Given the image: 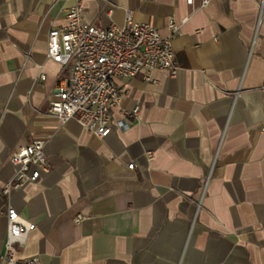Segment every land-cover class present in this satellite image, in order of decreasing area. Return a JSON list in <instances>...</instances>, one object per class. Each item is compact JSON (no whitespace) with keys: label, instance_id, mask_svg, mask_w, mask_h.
<instances>
[{"label":"crops","instance_id":"obj_1","mask_svg":"<svg viewBox=\"0 0 264 264\" xmlns=\"http://www.w3.org/2000/svg\"><path fill=\"white\" fill-rule=\"evenodd\" d=\"M200 2L82 0L97 27L179 25L176 74L128 80L100 138L47 114L65 75L47 35L75 0H0V254L11 204L35 224L17 255L41 264H264V0ZM34 139L49 170L4 194Z\"/></svg>","mask_w":264,"mask_h":264},{"label":"built area","instance_id":"obj_2","mask_svg":"<svg viewBox=\"0 0 264 264\" xmlns=\"http://www.w3.org/2000/svg\"><path fill=\"white\" fill-rule=\"evenodd\" d=\"M209 1L201 0L200 6ZM187 2L193 4L194 0ZM82 11V0H75L68 8L66 25L48 31L46 55L61 64L65 75L55 84L47 114L61 122L74 118L88 131L103 138L113 125L112 109L128 92V80L138 74L150 79L154 69L176 74L172 38L179 32V25L170 18L169 33L161 36L148 22L135 21L128 10L122 25L97 27L85 20ZM45 77L44 73L40 74L41 79ZM137 113L135 107L125 115L133 117ZM115 124L124 123L116 121ZM10 162L15 171L3 187L4 194L37 180L41 172L49 170L44 140L34 139L17 146L10 154ZM133 166V162L128 164L130 168ZM5 215L7 227L0 264H41L38 255L24 258L17 255L18 247L23 245L35 224L23 218L11 204ZM82 219L81 214L75 218L77 222Z\"/></svg>","mask_w":264,"mask_h":264}]
</instances>
